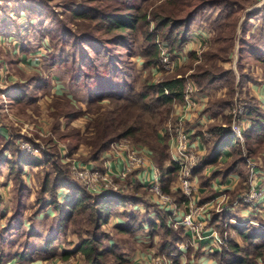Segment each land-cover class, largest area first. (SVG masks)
<instances>
[{
  "label": "rangeland",
  "instance_id": "1",
  "mask_svg": "<svg viewBox=\"0 0 264 264\" xmlns=\"http://www.w3.org/2000/svg\"><path fill=\"white\" fill-rule=\"evenodd\" d=\"M153 1L154 4L149 6L148 11L154 6H166L165 0ZM217 2L219 3L210 2L196 18L195 28L205 33L206 40V45L196 51L198 57L186 55L174 72H163L145 64L146 57L141 54V50L148 45V41L144 39L140 29L132 33L119 30L106 33L103 29L91 28L88 30L93 37H83L88 21L73 17L68 7L74 4H97L96 0H0V80L8 79L7 82H0V148L5 140L15 136L17 149L21 152L37 158H43L44 152L53 154L50 163L27 166L25 174L22 175L23 184L20 178L10 173L8 165L1 164L0 264L84 263L85 258L81 252L64 259L62 251L73 248L86 236L88 215L76 213L63 223V227H59L64 212L56 210L53 205L37 211L39 204H36V199L45 175L54 173L53 160L61 165L62 158L65 163L62 165L65 167L68 164L69 168L70 159L91 161L88 159L91 148L82 140L78 143L77 139L70 138L68 134L79 129L80 137L87 136L92 121L110 108L111 98L93 102L95 96L109 90L120 91L125 84L140 90L148 82L157 83L158 78L176 73L183 74L187 80L192 78L191 74L198 65L215 72L221 67L233 68L235 75H238V63H241L244 72L253 77L250 83L257 84L264 80V65L255 58L252 51V46L264 50V11L256 13L257 8L264 6V0ZM226 2H233L231 15L225 9ZM186 8L188 10L189 7ZM91 24L96 26L97 23L93 21ZM148 29L152 31L153 25ZM243 30H246L245 35ZM229 36L234 37L232 59L224 62L209 56L210 52H216L224 44L222 38ZM243 36L249 46L243 48L242 57L238 61L240 38ZM164 44L168 46L167 43ZM104 57L108 58L109 65L102 66ZM90 59L99 68H103L106 76L98 78L94 83H87L90 82L89 79L77 81L75 68ZM250 83L237 87L233 104L236 99L247 103L254 96ZM16 85L22 89L27 88V92L21 89L15 91ZM221 87L224 88V93L217 95ZM209 89L213 92L208 100L221 98L228 91L222 80L211 84L206 90ZM19 94L23 96L16 97ZM232 105L225 109V114H229L228 110ZM68 112H79L80 115L69 121L70 118L65 116ZM221 118L223 117L220 120ZM161 130L162 128V135ZM76 143L78 144L75 145ZM28 146L32 150L37 148L38 151L32 153ZM73 146H76L73 148L74 152L68 154V149ZM251 146L255 150L248 156L247 148L242 143L241 155L245 154L246 158L256 164L257 175L262 181L260 185H263L264 142L255 140ZM63 151L66 152L63 154ZM239 153L240 151L236 155ZM241 167L247 169L245 165ZM77 180L90 193L84 183ZM245 185H248V180ZM238 189L235 193H228L229 199L235 197ZM63 192L60 191L59 195L62 202L65 201L61 194ZM130 192L150 201L149 192L142 188L133 185ZM144 209L145 207L138 205L137 208L129 210L142 213ZM209 212L212 217L217 211L209 208ZM251 224L253 228H260L259 224ZM216 229L223 239L227 240L232 236L233 239L241 240L236 231L225 224L216 226ZM101 232H105L106 236L103 237ZM97 234L102 238L100 247L110 248L115 253L126 256L128 261L125 264H200V257L203 256V246L197 244L190 245L182 257L177 253L179 250L162 251V239L158 235H129L117 229L112 222L104 224ZM205 252L204 264H216L211 253L207 250ZM208 258H211L210 261ZM107 259L108 264L115 261L111 254L107 255ZM114 264H118V261Z\"/></svg>",
  "mask_w": 264,
  "mask_h": 264
},
{
  "label": "trees",
  "instance_id": "2",
  "mask_svg": "<svg viewBox=\"0 0 264 264\" xmlns=\"http://www.w3.org/2000/svg\"><path fill=\"white\" fill-rule=\"evenodd\" d=\"M96 1H98L97 4H74L68 7L73 17L88 21L83 37H93L89 32L91 28L103 29L106 33L117 30L132 33L140 29L144 39L148 41V45L142 48L141 54L146 57L145 64L154 67H157L159 63V41L167 43L169 52L175 57L187 43L190 34L195 30L196 18L207 8L210 2L213 4L219 3L217 2L219 0H199V2L193 0H165L166 6H154L148 11L149 6L154 4L153 0ZM220 2H223V0H220ZM232 3L226 2L225 4L228 15L233 13ZM186 7H189L188 10ZM28 9L27 6L26 10ZM262 11H264V6L257 8L256 13ZM93 21H96V26H92L91 22ZM151 24L153 25L152 31L148 29ZM144 28L145 30H143ZM246 30H243L244 35ZM218 40H220V37ZM222 42L224 44L219 46L216 52H210L209 56L218 60L222 59L224 62L229 61L232 59L234 37L222 38ZM240 43L238 61L242 57L241 51L248 45L244 36L240 38ZM252 47L255 58L264 65V50ZM105 51L107 53V49ZM189 56L192 58L198 57L195 50L190 52ZM103 59L102 66L109 65L108 58L104 57ZM75 69L77 72V78L75 79L77 81L82 79L88 81L89 79L90 82L87 83H94L98 78L101 79L106 76V72L102 71L103 68H99L98 64L93 62L92 59L85 64H80ZM219 69L218 72H215L198 65L197 69L191 74L197 93H203L208 86L221 80L226 83L228 88L223 97L208 100L200 110V114H209L214 117V120L205 127L206 130L212 133L209 151L202 156L200 165L194 171L201 185L208 184L209 179L205 177L204 171L208 165L218 163L224 148L231 144L239 145L236 136L227 125H224V123L228 124L230 122V115L225 114V109L233 104L234 96L238 92L237 87L246 83L249 84L253 78L252 75L244 72L241 63H238V75H235L233 68L221 67ZM35 82H38V80ZM185 82L184 75L176 73L162 78L159 83L148 82L140 90L130 84H125L120 91L102 92L95 96L92 101L102 102L107 98H111L110 108L92 121L89 130H87L89 132L87 136L80 137L79 129H74L68 136L77 139L78 143L81 140L84 141L91 148L88 159L98 162L101 160L102 154L109 149L113 140L128 137L133 144L146 149L152 155L160 169L163 189L170 192L177 204L182 206L184 196L180 190L173 188V184L177 180L179 165L170 155L168 136L161 135L160 129L171 117L175 102L183 100ZM14 88L15 91L21 89V91L27 92V88L22 89L21 86L16 85ZM165 89L168 90V93H165ZM22 96L20 94L19 96L16 95L19 98ZM247 103L248 114L246 118L249 124L244 130L243 145L247 148V155H251L255 150L251 146L253 141L264 142V108L259 105L254 96ZM79 115V112L65 114L66 117L70 118L69 121L76 119ZM221 116L223 118L220 120ZM16 139L15 136L10 137L1 145L0 167L1 164L8 165L10 173L20 178L23 184L22 175L25 174L26 167L50 163L53 154L44 152L43 158L33 157L31 154L17 149ZM75 147H70L68 154H72ZM239 148L237 152L240 151V153L226 167L225 171H216L213 173V177L220 175L221 179H225L230 171H236L242 176V180L246 181L248 169H243L241 165L246 166L247 163ZM61 157L64 158L63 155ZM60 161L65 164L62 158ZM52 164L54 173H47L43 179L36 199V204H39L37 211L51 205L56 210L63 211L64 216L60 218L59 227H63V223L76 213H86L89 217V226L85 229L86 236H83L73 248L63 249L62 257L64 259H68L76 252H81L85 258L83 264H108L107 255L111 254L114 260L118 261V264H125L128 261L126 256L115 253L110 248L100 247L102 238L97 233L104 224L110 222L117 229L129 235L137 233H148L152 237L158 235L162 239V251L178 250L179 243L185 239L183 229L181 227L175 228L170 222L169 212L159 208L154 202L135 193L133 194L130 192L131 188L128 192L100 191L91 194L72 176L68 164L64 167L62 164L54 162V160ZM130 183L131 181L128 179L125 185L129 184V187L134 185L136 188L147 191L139 181ZM247 187L248 185L243 183L237 193ZM60 191H64L61 193L62 198H65L64 202L60 200ZM48 194H50L49 197ZM138 205L145 207L144 212L136 213L129 210L130 208H137ZM232 217L233 214L230 211H220L216 212L209 220L210 225L219 227L225 224L229 229H234L241 238L238 241L231 236L227 239V250L221 249L211 253L216 260V264H264V227L253 228L250 222L235 224L231 222ZM118 218L121 220L120 222L117 220ZM114 219H116V222L113 221ZM220 230L223 231L222 227H220ZM104 233L101 232L103 237L106 236ZM20 256H23V254ZM115 261L109 264H114Z\"/></svg>",
  "mask_w": 264,
  "mask_h": 264
},
{
  "label": "built area",
  "instance_id": "3",
  "mask_svg": "<svg viewBox=\"0 0 264 264\" xmlns=\"http://www.w3.org/2000/svg\"><path fill=\"white\" fill-rule=\"evenodd\" d=\"M22 13V12H21ZM201 43L198 50L205 46ZM159 63L156 68L159 71L174 72L178 65V55L173 57L168 50V46L159 43ZM2 79V78H1ZM7 78L0 80L7 82ZM162 78L156 80L159 83ZM165 93L168 90L165 89ZM196 85L191 78H188L183 88L182 111H174L171 117L162 128V135L168 136V144L172 150V159L179 165L177 180L173 188L180 190L184 196L183 205L179 206L170 192L163 189L161 184L160 169L154 161L152 155L144 148H140L132 143L128 137H120L111 142L101 160L80 162L70 159V171L74 178L84 183L91 193L100 191L128 192L131 188L125 185L129 179L133 182L139 181L143 188L149 192L150 201L156 206L170 213V222L175 228L181 227L185 234V239L179 243L178 254L185 255L190 245L201 246L209 244L210 253L217 252L223 248L228 249L227 240L219 236L216 226L210 225L211 218L209 208L220 211H231L232 208L240 207H261L264 204V184L260 185L256 178L257 167L250 159L246 158L249 169L248 187L238 192L233 199H229L228 193L221 190L212 199L202 201L200 197L201 184L198 176L194 173L200 165L202 154L193 144L192 135L186 128V121L191 112H200V105L195 99ZM230 122L227 125L230 131L236 136L239 143H243V134L248 126L246 118L248 114V104L236 99L235 103L228 110ZM173 120V121H172ZM203 135L210 139L212 133L204 130ZM36 153L38 149L32 150ZM66 152V151H65ZM63 151V154L65 153ZM118 162L120 168L114 166ZM252 178V179H251Z\"/></svg>",
  "mask_w": 264,
  "mask_h": 264
},
{
  "label": "crops",
  "instance_id": "4",
  "mask_svg": "<svg viewBox=\"0 0 264 264\" xmlns=\"http://www.w3.org/2000/svg\"><path fill=\"white\" fill-rule=\"evenodd\" d=\"M205 40V33L201 30L195 28L194 32H192L188 38L187 43L184 45V47L178 52V59L179 63L182 61L186 55L189 57V53L192 51H197L200 44L203 43ZM262 81V82H261ZM257 84L254 82H251L250 85L252 86V91L254 93L255 98L257 99L260 106L264 108V80H261ZM212 92L210 89L205 90L203 93H195V99H197L200 109H202L206 103L208 102L209 97L212 95ZM224 88H219L217 91V95H223ZM175 110L176 112L182 111V103L176 102ZM214 120V117H212L209 114H200V112L193 111L191 112L189 118L186 121V128L192 135L193 144L196 147V149L202 154H206L209 151V142L210 139H207L203 132L205 127L208 123L212 122ZM242 147V144L239 143V145H228L224 148V150L221 153V157L217 164L208 165L204 171L205 177L209 179L207 185H201L200 194H201V200L206 201L208 199H212L215 196H217V193L221 190L227 191V193L232 194L235 193L237 188H239L243 183L245 184L244 180H242V176L238 172L230 171L225 179H221L220 175L218 177H213V173L216 171H225L226 167L232 163L234 158L237 156V150L238 148ZM239 148V149H240ZM242 149V148H241ZM170 155L172 157V150H170ZM242 157L246 159L245 154H242ZM117 168L121 167V164L116 162L114 164ZM248 169V164L246 165ZM258 170V168H257ZM249 170H248V176L246 177V180L249 182ZM258 172H256V178L258 182L262 183L261 177H258ZM200 182V181H199ZM232 199V198H231ZM233 214V217L231 218V222L238 224V223H244V222H250L253 224H259L260 228L264 227V204L261 205V207H240V208H232L230 211ZM115 220V219H114ZM113 220V221H114ZM119 222L121 221L119 218L117 219ZM207 244L201 245V251L202 255L200 257V264H204L203 259L205 258L204 255H206L205 250L208 251ZM209 252V251H208ZM208 258V261H210Z\"/></svg>",
  "mask_w": 264,
  "mask_h": 264
}]
</instances>
